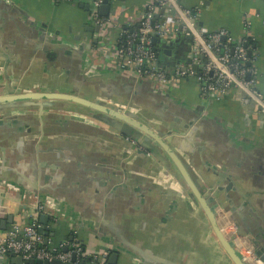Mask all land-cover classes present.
Wrapping results in <instances>:
<instances>
[{
    "label": "crops",
    "instance_id": "1",
    "mask_svg": "<svg viewBox=\"0 0 264 264\" xmlns=\"http://www.w3.org/2000/svg\"><path fill=\"white\" fill-rule=\"evenodd\" d=\"M7 1L14 5L0 3V96L69 94L136 113L163 132L201 191L228 211L244 236L241 251L255 242L264 256V119L252 100L230 93L205 102L193 78L157 91L122 75L102 50H81L96 31L87 17L92 0ZM148 1L109 0L108 14L119 24L135 22ZM179 1L199 9L207 32L225 28L235 38H254L264 98V0ZM162 43L154 46L163 62L187 58L191 40L181 33L168 48ZM55 102L1 106L0 237L42 200L55 244L75 232L87 249H114L116 264H233L202 207L187 204L189 190L172 164L99 119L102 113ZM0 264H12L10 256L0 255Z\"/></svg>",
    "mask_w": 264,
    "mask_h": 264
},
{
    "label": "built area",
    "instance_id": "2",
    "mask_svg": "<svg viewBox=\"0 0 264 264\" xmlns=\"http://www.w3.org/2000/svg\"><path fill=\"white\" fill-rule=\"evenodd\" d=\"M103 2L92 0L88 12V20L97 27L93 37L85 42L89 51L102 50L108 62L118 70L160 89L174 88L184 79L193 78L205 102L238 93L243 99L252 100L256 116L264 119V98L257 84V55L254 54V38L249 34L235 38L225 28L207 32L198 24L199 9L183 6L179 0H149L138 20L125 24H119L114 14L101 15L99 8ZM244 25L248 26V22ZM114 31L117 35L111 42ZM177 33L191 37L187 58L167 64L160 60L152 39L169 44ZM22 212L26 221L12 222L0 237L1 256L33 259L34 264H39L36 261L107 263L109 249H87L75 232L58 244L42 233L40 215L46 213L42 203H33ZM234 231L233 226L225 229L227 234ZM241 252L254 264H264L251 252Z\"/></svg>",
    "mask_w": 264,
    "mask_h": 264
},
{
    "label": "water",
    "instance_id": "3",
    "mask_svg": "<svg viewBox=\"0 0 264 264\" xmlns=\"http://www.w3.org/2000/svg\"><path fill=\"white\" fill-rule=\"evenodd\" d=\"M0 3L5 5V7L13 6V3H8L7 0H0ZM99 12L101 15H107L109 13V0H104L103 4L99 8ZM41 30V36H45V25H43V29ZM97 30V27H96ZM187 39L191 40V37H186ZM96 43V40H94ZM156 39H152V43L155 44ZM163 47L168 48L169 45L166 43H162ZM81 50H85V42H82L80 47ZM154 49H156L154 47ZM167 52V51H165ZM115 69V68H114ZM118 70V69H117ZM120 71V70H118ZM122 75L128 76L131 79H137L136 77L126 74L122 71H120ZM145 81L149 85H152L150 82L146 80ZM161 89L157 88V91H160ZM25 99H41L43 103L39 104L40 107H46V106H52L54 104L57 105V102L53 103L55 100H65L70 101L74 103H78L80 105H83L87 108H91L96 112H100L103 115H100L102 121L108 122L111 124H115L118 132L125 136L130 137L132 140L137 141L138 145L145 150L149 151L154 157L159 159L161 163H163L165 166L170 167L172 164L180 177L182 178L184 185L188 188V199L187 204H196L202 207L203 211L205 212V215L209 219V222L211 224V227L214 231L215 237L225 253L230 258L231 262L233 264H254L250 259L245 258L242 255L241 248L244 246L242 244L243 239H239V237L244 238L243 235L239 233L237 230L234 222L232 221L231 217L228 214V211L223 208L218 207L219 202L213 201L208 198L211 191H207L206 193H203L201 191V188L199 187L198 183L194 180L193 176L191 175L189 169L181 159V157L175 153L169 146L168 142L164 139L163 132L160 130H152L148 124H145L142 122L140 117L131 111H121L115 107H112L110 105H106L105 103H102L100 101H91L85 98H81L75 95H69V94H39V93H27V94H21V95H12V96H0V111L3 110V107H7L8 109L12 110L18 107L15 102ZM53 100V101H52ZM6 106H5V105ZM32 105V104H30ZM110 116L111 119H109ZM14 123V121H11ZM3 123L2 120H0V124ZM6 124H8L6 122ZM170 134V133H168ZM140 137L142 139L140 140ZM167 157V158H166ZM40 199L38 196L36 197ZM40 203L44 205V202H41L42 200H39ZM36 203V202H34ZM45 207V205H44ZM46 209V207H45ZM9 222H12V216L10 215L8 218ZM40 222L43 225V227L40 229L42 233H44L47 236L46 233V225L48 224V213L46 209V213H43L40 215ZM229 226H233L235 228V231L232 233L225 232V229ZM3 227V226H2ZM251 244V243H249ZM247 245L244 247L247 251L254 254L257 258L261 259L264 262V256L261 254L259 250H255V242H252L251 245ZM66 250V249H64ZM111 255L109 257V264H116L117 261V253L114 251V249H111ZM138 263H142L139 259L137 260ZM39 264H47V261H36ZM10 263L12 264H34L35 261L33 259H25L23 260L20 256H10ZM52 264H71V263H61L59 261H52ZM86 264H93V263H86Z\"/></svg>",
    "mask_w": 264,
    "mask_h": 264
},
{
    "label": "trees",
    "instance_id": "4",
    "mask_svg": "<svg viewBox=\"0 0 264 264\" xmlns=\"http://www.w3.org/2000/svg\"><path fill=\"white\" fill-rule=\"evenodd\" d=\"M79 264H81V263H79ZM106 264H108V261H107V263Z\"/></svg>",
    "mask_w": 264,
    "mask_h": 264
}]
</instances>
